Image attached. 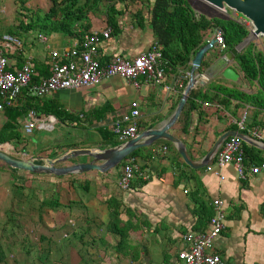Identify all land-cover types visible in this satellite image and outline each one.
I'll list each match as a JSON object with an SVG mask.
<instances>
[{
  "label": "crops",
  "instance_id": "crops-1",
  "mask_svg": "<svg viewBox=\"0 0 264 264\" xmlns=\"http://www.w3.org/2000/svg\"><path fill=\"white\" fill-rule=\"evenodd\" d=\"M45 4L46 0H27L26 7L31 9H36V7L43 9L45 7L44 10H46L48 5ZM18 19L19 11L17 10L15 15L16 23L12 24V26L4 27L2 30L7 31L11 27H15L18 24ZM119 20L122 32L117 36H112L110 40L103 42L99 46L98 57L101 62L107 61L114 54L134 57L139 53L147 51L150 45L156 41L153 38L149 25L142 27V29L139 28L141 32H129L126 28L127 20L125 21L120 18ZM96 24L98 25L96 27L92 25L93 31H101L106 28L104 22L102 25L101 22H97V19ZM135 26L137 25L135 24ZM6 31L1 32L2 36L9 35ZM39 36L45 37L46 42H41L38 38ZM56 38H58L56 33L50 35L42 33L39 35L34 33L25 34L22 37L23 41L18 38L21 42L19 48L5 47L1 40L0 50H3L4 55L8 58L9 67L12 69L20 67L29 60L33 68L35 64H44L43 68L48 70L49 73V56L51 52H60L65 48H73L80 43L77 39L67 37L71 41L69 45L63 46L61 50L54 47L50 48L48 45L49 39L53 40L55 45H59L55 43ZM36 40L44 46L45 53L43 55L33 52L35 50L34 41ZM25 50L29 51V53L24 54ZM218 50L220 49L217 48ZM212 52L214 53V50ZM220 52L225 53L221 50ZM227 67L238 73L240 76L238 83L230 82L224 78L222 80V73L218 72L209 79H203V84L198 85L194 89L200 88L204 91L210 87L211 82L231 88V84L233 83L238 85L239 90L250 93L244 87L254 85L242 79L241 74L234 69L233 60L229 62ZM34 71L36 73L35 68ZM178 72L187 74L189 78V71L186 68H179L176 72L166 71V87H172L173 78ZM239 85H242V87L240 88ZM149 86L152 87L153 85L149 84ZM161 87L163 88V92L166 93L165 115L159 112L160 108L158 104L154 103L155 96L152 93H149L145 100L141 97L138 100L136 99L140 106L144 104L147 106L145 113L141 111L139 133L149 127H160L174 112H171V108L180 92L179 89L170 91L166 89L165 92L164 86L162 85ZM92 88H82L75 91H88ZM108 95L110 96L111 94ZM109 96L101 99L93 97L88 93L80 99L82 108L77 113H74L79 119L84 120L85 113L106 104H109L114 109V112L107 114L104 120L99 122L92 120L90 125V120L84 121L83 125L85 129H78L82 132L80 134L85 135L87 130H91L96 134L95 139L90 144L79 148L102 145L97 130L102 128L111 132L108 127L101 124L115 118L127 107L128 103H125L122 107L116 108L109 99ZM196 103L199 105V109L191 113L188 132L186 134L182 133L177 123L169 130L171 134L184 142L192 161L197 162L201 160L216 138L224 132L231 130L229 128L230 125L235 126L237 129L232 131L241 133L249 140V143L242 141L241 145L245 154V164H257L264 161V143H260L252 135V131L255 129H258L264 135V126L260 124L258 126H249L255 114H257V122L264 123V111L253 110L252 107L244 105L243 109L231 113L232 111L223 109L216 103L201 104L199 101H196ZM67 112L70 113L69 111ZM35 114L42 120L52 118L53 128L57 123L60 124L51 115L40 117L38 113L35 112ZM81 114L83 115L82 118L79 117ZM25 118L23 119L24 122ZM4 122L3 110L0 111V128ZM240 125L244 127L243 130L239 129ZM69 126L73 128L72 125L69 124ZM36 128L43 131V129ZM25 145L28 146L31 153L29 158H53L60 156L64 152V148H56V146H50L49 143L40 147L36 141L31 146L26 141ZM254 145L259 148L254 147ZM102 146L111 147L109 145ZM141 149L145 152L150 150L151 154H153L152 159L146 162L137 158L135 163L141 169V172L148 171L151 178L144 181L136 173L127 191H122L119 188L118 182L125 160L132 159L128 157L122 161L118 169L107 173L90 170L63 177L16 171L0 162V198L3 196V191H6L5 199L7 201L9 192L11 191L8 188V180H11L13 176L16 177L20 186L18 189L20 191L18 194V209L21 207V212H17L20 229L22 228L21 234L27 236L28 232L29 235H36V237L39 235V239H44V243L51 242L52 240L55 241V238H57L58 241L54 243L56 251L53 252L54 250L49 249V247L50 251L48 250L47 252L49 254H64L65 257L61 256L60 259H72L70 253V249L72 248L62 249L59 245L60 240L65 241L68 238H65L68 233H64V225L70 224L71 218H81L83 224L81 226L84 229L81 235L85 238L91 232L92 235L89 236V239L93 237L94 243L97 240L100 245L98 251L102 252L101 257H98L97 254L93 255V257L96 256L97 259L101 260L99 264H165V259L166 264H182L179 253L186 249L182 236L188 232L198 233L204 231L208 227L210 217L214 214V202L221 200L224 203L225 228L216 239L213 251L221 257L224 264H264V173L248 175L245 179H240L233 166L227 165L220 171L221 178L211 171H207L206 168L198 170L191 169L190 167L191 170L185 168L181 162L182 159H178L174 153L165 148L160 140L149 147ZM11 152L16 153V146L13 145V148L11 147ZM11 152L7 153L11 154ZM21 153L19 152L18 154ZM24 153L26 155V152ZM24 153H22L23 156ZM90 160L88 157H80L58 166H69L74 163L89 162ZM58 184H60L59 202L64 206L57 209L40 208V202L49 200L48 197H44L43 191H51V195ZM79 184L86 186L87 190L79 188ZM64 193L67 195L66 201L62 199ZM116 194L119 195L123 207L129 208L135 218L133 219L134 222H132L135 230L130 232L126 255L118 254L114 251L113 247L118 238L110 234L106 229L107 222L109 221V212L107 211L105 201L110 196ZM27 199L33 200L34 205L32 203L28 204ZM126 220L127 217L125 216L123 222ZM152 236H155L157 241L152 242ZM154 252L157 255L156 262L153 260ZM81 256L76 254L78 261H80ZM89 256H92L91 253H89ZM81 260H83V257ZM78 261L75 264H79Z\"/></svg>",
  "mask_w": 264,
  "mask_h": 264
},
{
  "label": "trees",
  "instance_id": "trees-1",
  "mask_svg": "<svg viewBox=\"0 0 264 264\" xmlns=\"http://www.w3.org/2000/svg\"><path fill=\"white\" fill-rule=\"evenodd\" d=\"M17 2L19 3L21 13L19 12L18 24L6 31L9 35L20 39L25 34L34 33L39 35L42 33L50 35L56 33L72 39H77L80 42L84 34L93 31L92 25L89 22L90 15H96L97 13L103 14L105 16L103 21L105 27L111 29V36H117L122 32L119 17L123 13L117 9L116 6L118 4H122L124 7L128 4H141L147 9L149 14L147 25L150 26L153 38L162 48V63L165 66V70L171 72H176L179 68L190 70V63L194 54L200 47L209 41L206 40V36L209 33L215 30H220L222 32V38L226 47L223 52L226 53L233 48L239 47V45L247 39L250 31L245 25L238 23L230 17L219 18L207 17L202 14L197 15L187 0H46L45 5H48L46 10H44L45 7L43 9L38 7H36V9H31L26 7L27 0H17ZM103 3H106L107 6L102 11L99 10V6ZM134 19L138 28L142 29V27L145 26V16L142 11H137L134 14ZM2 37V33H0V41ZM222 54L223 53H221V55ZM217 57H219V55L209 51L204 57L197 73H201L203 70L207 69ZM61 62H65V60ZM233 64L234 69L241 74L244 81L257 87V92L245 93L238 89L237 84L233 83L231 84V88L222 84H213L211 88L204 91L200 88L192 89L184 110L177 122L182 133L186 134L188 132L191 113L199 109V105L196 101L201 102V104L216 103L223 109L232 111L231 113L243 109L244 105L252 107L253 110L264 111V52L258 49L255 43L250 42L234 57ZM35 66L36 73L35 76L32 77V84H36L41 78H45L49 75L48 70L43 68L44 64H35ZM46 67L48 68L47 65ZM17 68H19V66ZM8 69L14 70L12 68ZM187 81L188 78L184 81L183 89ZM183 89L180 90L177 95L171 112L175 110ZM26 94L27 89L22 90L17 100L10 106L4 108L5 122L0 128V145L13 144L14 146H22L26 143L24 131H21L20 122L27 116L30 110L38 113L40 117H48L51 115L61 124H70L73 128L81 130L85 129L83 125L85 120H90V125L92 120L99 122L104 120L107 114L114 112V109L109 104H106L88 111L85 113V119L82 120L76 115L68 114L62 106L55 102L47 101L45 98L29 97ZM256 118L257 114L253 116L249 126H258L259 124L264 126V123L257 122ZM229 128L231 130H237L233 125H230ZM97 132L101 138L100 142L102 145L114 147L121 144L116 135L112 132L102 128L97 130ZM160 142L165 148L174 153L178 159H181L172 143L164 140H160ZM81 146H84V144L71 142L69 144L56 145V148H64L65 150L79 148ZM152 156L153 154H151L150 150L145 152L142 151V149H138L132 152L128 158H132L134 161L139 158L147 162L152 159ZM181 162L185 168L191 170L183 161ZM16 180V177L13 176L10 181L12 189L20 188ZM22 187L24 188V186ZM79 188L87 190L86 186L82 184H79ZM59 192L60 184H58L52 192L48 201L39 203V207L51 209L63 207L64 205L59 202ZM105 205L109 212V221L107 222L106 229L110 234L118 238L113 249L118 254L126 255L130 232L135 230V226L132 223L134 222L133 219H135L134 214L129 208L123 207L119 195L117 194L106 199ZM122 215L127 217L125 222H123ZM200 216L202 215L200 214ZM8 219L9 222L14 221L12 217ZM74 238H76L78 242H81H79L81 246L85 245L82 235L79 237L74 235ZM90 241L92 245L94 238L91 237ZM47 251L48 250L39 249V254L41 255L38 256L39 259L42 258L43 254L45 256L44 259H49L50 254ZM27 253L26 250V254ZM79 256H81V254H79ZM84 261L86 263V259ZM0 263H6V255L1 243ZM56 263L57 262L53 264Z\"/></svg>",
  "mask_w": 264,
  "mask_h": 264
},
{
  "label": "built area",
  "instance_id": "built-area-1",
  "mask_svg": "<svg viewBox=\"0 0 264 264\" xmlns=\"http://www.w3.org/2000/svg\"><path fill=\"white\" fill-rule=\"evenodd\" d=\"M230 18L243 25L246 20L235 12ZM111 29L106 27L101 31H92L83 35L78 46L65 48L60 52H51L49 75L41 78L36 84H32V77L35 71L27 60L23 65L14 70H10L8 58L3 50H0V111L6 106L14 103L22 90L27 89L29 97H44L53 92L61 90H77L82 88H92L97 84L112 79L120 78L126 80L136 90L141 86L138 81L141 79L144 84L164 86L168 91L182 90L187 74L178 72L173 78L172 87H166V70L162 63V48L157 41H154L149 49L139 53L134 57H126L122 54H114L107 61L101 62L99 59V46L111 39ZM41 42H46L45 37H38ZM215 47L224 51L226 49L222 32L215 30L213 33ZM3 45L8 48H19L21 42L12 35L2 37ZM7 48V49H8ZM65 60V62H61ZM80 118L83 117L81 114ZM141 110L138 101H131L122 112L103 123L116 135L121 143L135 138L139 134V120ZM36 127L51 131L53 129L52 118L40 119L34 111H29L24 122V132L30 134ZM240 130L244 127L240 125ZM252 135L260 143H264V135L258 129L252 131ZM242 140L235 136L228 137L218 149L213 162L206 166L207 171H211L220 176V171L227 165H232L240 179H245L248 175L264 173V161L257 164H245V154L241 147ZM138 173L142 180L151 178L148 171H142L137 167L133 159H126L122 167L119 178V188L127 191L130 188L131 180ZM221 177V176H220ZM222 178V177H221ZM223 201L216 200L213 204L214 214L208 221V227L198 233L188 232L182 236V241L186 249L179 253L182 264H224L221 257L216 254L214 244L225 228V214L223 212Z\"/></svg>",
  "mask_w": 264,
  "mask_h": 264
},
{
  "label": "rangeland",
  "instance_id": "rangeland-1",
  "mask_svg": "<svg viewBox=\"0 0 264 264\" xmlns=\"http://www.w3.org/2000/svg\"><path fill=\"white\" fill-rule=\"evenodd\" d=\"M112 1V0H111ZM189 5L192 7V9L196 12V14H202L207 17H221V18H228L232 15V11L228 10L227 12H223L210 4L202 1V0H187ZM107 4L103 3L102 5L99 6V10H104L106 8ZM117 9L122 11V15L119 17L122 20H127V26L126 28L128 29L127 31L129 32H141L140 29L135 26V19H134V14L137 11H142L144 16H145V27L147 26V22L149 19V14L147 12V9L144 8L143 5L134 3V4H128L127 6H123L122 4H118L116 6ZM17 10L20 12V6L17 0H0V33L4 32L6 30H2L4 27L7 26H12V24L16 23L15 20V15ZM105 16L103 14H96V15H90L89 16V22L93 26H98L96 24V19L97 22H101L103 25ZM245 26L249 28V35L247 39L244 40V42L239 45L238 50L243 49L248 45V43L253 42L256 44L258 49L264 52V38L263 37H257L255 36L252 31H251V25L247 21ZM125 29V28H124ZM123 29V30H124ZM213 33H209L206 36V40H212L213 39ZM58 38H56L55 43L59 45H55L53 40L49 39L48 45L50 48H57L58 50H61V48L65 45H69L71 42L69 38H67L64 35L57 34ZM22 41L23 39L20 38ZM29 39V38H28ZM35 45V52L36 54L38 53L39 55H43L45 52L44 46L36 40L34 41ZM215 50V48L211 49V51ZM29 53V51L25 50L24 54ZM138 83L141 84V88L136 90L131 84L129 85L126 80L120 79V78H112L106 81H103L99 84H97L94 88L91 90H86V91H75V90H61V91H56L53 92L45 97L47 101L55 102L56 104L62 106L64 110L69 111L70 113L75 115L74 113H77L78 110H80L81 107V98L84 97L85 94L90 93L93 97L97 98H107L109 96L108 94H111L109 96V99L111 100L112 104L116 106V108L122 107L125 103H130L132 100H138L139 97L141 98H147L149 93H152L154 98V103L158 104L160 110L159 112L162 113L163 115L166 114V93L163 92V88L161 86L153 85L150 87L148 84H142V80L140 79ZM215 84V82L210 83V87ZM239 87L241 88L242 85ZM244 89L250 93H256L257 92V87L254 86H245ZM166 92V91H165ZM143 105V104H142ZM147 106L144 104L143 106H140V110L145 113V108ZM145 119V118H144ZM20 127L21 131L24 129V120L22 119L20 122ZM24 131V130H23ZM82 133L78 129H73L69 125H63V124H56L55 127L49 131H42L38 130L35 128L31 134H26L24 132V137L25 140L28 142L29 146L31 144H35V141L37 144H39L40 147H43L46 145V143H49L50 146H56V145H62V144H69L71 142H76L80 141L78 143L87 145L90 144L94 139H95V134L91 130H87L86 134H80ZM79 139V140H78ZM12 144H3L0 145V149L5 151V152H11V146ZM67 149L63 150L64 152ZM19 152H26V155L24 153L25 158H29V155H31L28 146L22 145V146H16V153L11 152L12 156H23V154H18ZM9 154V153H8ZM28 154V157H27ZM3 164V163H1ZM4 165V164H3ZM15 170V169H14ZM18 171V170H16ZM20 171V170H19ZM10 179L8 180V188L11 190L9 192V197L6 201V191H3V196L0 198V243L3 246L4 253L6 255V263H0V264H53L57 262L56 264H75L78 260L76 257V254H82L81 259H86L85 261L81 260L78 261L79 264H99L101 262L100 259H97V257H93V255H98V257H101L102 252L98 251L99 250V243L96 240V242L91 245L90 241V235H92L91 232H89L85 238H84V246H81L79 242L73 238V235H76L77 237L80 236L83 233L82 229V219L81 218H71L70 224L67 223V225H64V233H68L65 239V241L60 240V246L62 249H70V253L72 255L71 260H65V259H60L61 256L65 257L64 254H58V253H53L50 254L49 259H44V254L42 255V258L39 259L38 256H41L39 254V249L40 250H49L53 249L52 251L55 252L56 250L54 249L56 245L54 244L55 241H58L57 238L56 240H52L51 242L48 241L44 243V240L39 239V235L36 237V235H29L27 232V236H23L21 234V229H20V224H19V218H18V212H21V207H19V190L16 189H11V183ZM18 179L16 180V183L18 184ZM34 191V189H32ZM51 192V191H50ZM50 192L49 191H43L44 197H50ZM1 195V193H0ZM118 195V194H117ZM67 195L64 193L62 199L63 201H66ZM28 204L34 205L33 200H28ZM4 205V209H3ZM30 207V206H29ZM18 211V212H17ZM9 217H12L14 219L13 222H9ZM74 217V216H73ZM122 219H125V216L122 215ZM16 220V221H15ZM83 225V224H82ZM72 232V233H71ZM35 234V233H34ZM54 239V238H53ZM25 241V242H24ZM28 241V242H27ZM42 241V242H41ZM157 241V238L155 236H152V242ZM81 243V242H80ZM50 247V248H49ZM156 247V246H155ZM49 248V249H48ZM102 249V248H101ZM27 250V254H26ZM95 250V252H94ZM89 253H91L92 256H89ZM78 254V255H79ZM87 254V255H86ZM154 254V262H156V256L155 252ZM93 261V262H92Z\"/></svg>",
  "mask_w": 264,
  "mask_h": 264
},
{
  "label": "water",
  "instance_id": "water-1",
  "mask_svg": "<svg viewBox=\"0 0 264 264\" xmlns=\"http://www.w3.org/2000/svg\"><path fill=\"white\" fill-rule=\"evenodd\" d=\"M202 1L223 12L230 10L239 14L250 23L251 31L255 36H261L264 38V0ZM213 48H215V41L212 39L196 51L190 63L189 78L181 93V98L179 99L171 117L160 127H149L139 133L135 138L114 147H103L102 145H97L87 148H71L67 149L60 156L53 158H25L24 156L14 157L0 149V162L11 169L25 171L30 174H46L56 177L79 174L90 170L107 173L111 170L118 169L122 161L125 160L132 152L144 147H149L158 140H164L173 144L182 161L188 167L194 170L205 168L213 162L218 149L228 137L235 136L243 142L249 143V140L241 133L232 130L226 131L216 138L210 149L201 160L194 162L190 159L184 142L169 132V130L178 122L191 90L198 85L203 84V79H209L213 77L215 73L221 72L224 79L233 83L239 82L240 76L238 73L227 67L229 62L232 61L239 53L238 47L233 48L229 52L217 57L205 71L197 73L201 67L204 57ZM10 146L13 148V145ZM254 147L258 146L254 145ZM80 157H88L91 160L89 162L74 163L69 166H58L62 163H66Z\"/></svg>",
  "mask_w": 264,
  "mask_h": 264
},
{
  "label": "flooded vegetation",
  "instance_id": "flooded-vegetation-1",
  "mask_svg": "<svg viewBox=\"0 0 264 264\" xmlns=\"http://www.w3.org/2000/svg\"><path fill=\"white\" fill-rule=\"evenodd\" d=\"M214 53L217 54V55H219V56L221 55L220 50L217 51V47H215Z\"/></svg>",
  "mask_w": 264,
  "mask_h": 264
}]
</instances>
